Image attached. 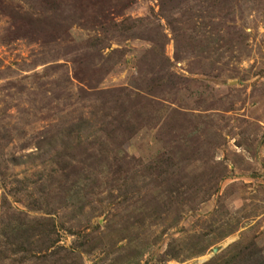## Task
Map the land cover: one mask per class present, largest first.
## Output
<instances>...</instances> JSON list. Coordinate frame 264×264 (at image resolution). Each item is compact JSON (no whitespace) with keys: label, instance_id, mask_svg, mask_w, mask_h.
<instances>
[{"label":"rangeland","instance_id":"374dc122","mask_svg":"<svg viewBox=\"0 0 264 264\" xmlns=\"http://www.w3.org/2000/svg\"><path fill=\"white\" fill-rule=\"evenodd\" d=\"M257 249L264 0H0V264Z\"/></svg>","mask_w":264,"mask_h":264},{"label":"trees","instance_id":"16d2710c","mask_svg":"<svg viewBox=\"0 0 264 264\" xmlns=\"http://www.w3.org/2000/svg\"><path fill=\"white\" fill-rule=\"evenodd\" d=\"M23 31H27V28H25V26L23 28ZM238 258L239 260H235L236 263L234 264H264V254L258 249L253 252H249L246 250L242 251L239 254Z\"/></svg>","mask_w":264,"mask_h":264}]
</instances>
